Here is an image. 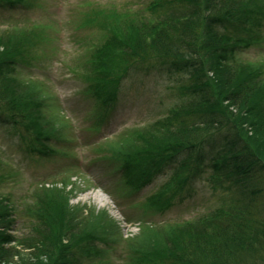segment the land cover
<instances>
[{
	"label": "trees",
	"instance_id": "16d2710c",
	"mask_svg": "<svg viewBox=\"0 0 264 264\" xmlns=\"http://www.w3.org/2000/svg\"><path fill=\"white\" fill-rule=\"evenodd\" d=\"M83 4L88 11L79 26H97L100 35L73 67L93 99L87 130L111 122L119 86L140 64L164 61L191 70L190 84L182 86L190 96L186 105L99 142L94 164L115 176L108 193L133 202L174 165L159 190L136 202L147 214H161L210 165L214 185L240 198L181 223L142 222L139 234L125 239L109 209L72 204L79 191L73 177L41 184L21 208L0 194V264H111L121 241L125 264H264V207L254 201L260 189L250 184L254 170L264 173V64L238 63L262 40L264 0H156L152 17ZM40 5L0 0L10 10ZM50 28L36 24L0 35V124L18 131L36 159L71 157L79 139L70 136L71 120L44 84L19 74L45 47L54 52ZM210 146L216 153L207 159ZM23 220L28 231L20 236Z\"/></svg>",
	"mask_w": 264,
	"mask_h": 264
},
{
	"label": "rangeland",
	"instance_id": "374dc122",
	"mask_svg": "<svg viewBox=\"0 0 264 264\" xmlns=\"http://www.w3.org/2000/svg\"><path fill=\"white\" fill-rule=\"evenodd\" d=\"M86 1L99 7L115 6L124 12L140 11L152 17L154 13L149 5L156 0H40L41 5L32 10L0 7V35L17 28H31L36 24L51 25L54 52L46 51L45 47V52H38V61L29 59L21 65L19 74L25 79L44 84L56 104L65 108L71 120L70 136L79 137L74 144L73 156L36 159L27 152L26 143L18 131L0 124V194L11 196L21 208L31 201L32 194L41 184L52 180L61 184L63 179L73 177L74 182L79 184V191L72 204L88 205L98 210L109 209L111 215L120 222L125 239L138 235L140 225L145 221L157 224L181 223L204 216L215 208L237 204L239 194L214 185L210 165H205L193 179L192 189L184 192L182 198L175 199L173 205L161 214H147L136 202L141 204L159 190L174 172V165L142 188L133 202L130 197L121 195L114 198L108 193V189L115 185V176L106 172L100 162L94 164L95 149L99 142L125 129L143 128L166 116L175 106L186 105L190 96L184 94L182 86L190 84L191 70L176 68L164 61L140 64L119 86L111 122L98 132L87 130L93 99L86 93L85 82L73 67L81 64L88 48L98 42L100 35L97 26H79L83 14L88 11V7L83 4ZM173 6L185 10L187 4L175 2ZM238 59V63L242 64H264V31L261 42L245 50ZM215 153L216 146L205 150L207 159H211ZM74 165L81 167L73 168ZM251 175L250 184L260 189L254 201L264 207V173L254 170ZM103 194L110 200L102 202L97 196ZM18 230L20 236L28 231L24 220ZM124 245L125 241H121L119 250L108 257L111 264H125V258H119L125 250Z\"/></svg>",
	"mask_w": 264,
	"mask_h": 264
},
{
	"label": "bare ground",
	"instance_id": "6f19581e",
	"mask_svg": "<svg viewBox=\"0 0 264 264\" xmlns=\"http://www.w3.org/2000/svg\"><path fill=\"white\" fill-rule=\"evenodd\" d=\"M99 199H101V201H109L110 199L108 197H106L105 195H98L97 196ZM109 199V200H108Z\"/></svg>",
	"mask_w": 264,
	"mask_h": 264
}]
</instances>
